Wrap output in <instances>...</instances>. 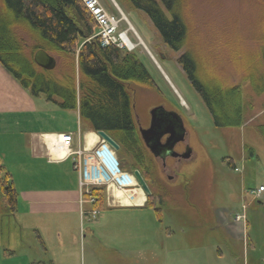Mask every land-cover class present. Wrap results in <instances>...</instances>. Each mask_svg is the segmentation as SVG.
<instances>
[{"label":"rangeland","instance_id":"1","mask_svg":"<svg viewBox=\"0 0 264 264\" xmlns=\"http://www.w3.org/2000/svg\"><path fill=\"white\" fill-rule=\"evenodd\" d=\"M99 2L116 17L125 16L128 22L122 20L121 29L132 27L128 37L137 44L133 52L154 79L163 100L185 118V143L191 150L190 157L180 162L177 176L172 180L173 194L165 197L164 204L155 202V206L161 208V217L149 207L140 209L142 233L149 231L150 219L154 220L157 230L170 229L177 233L184 229L190 233L185 239L189 243L195 242L197 239L192 236L201 231L217 232L221 235L220 249L229 262L212 260L210 264H264L261 260L264 258V190L259 198L251 199L249 194L260 185L264 188V141L256 129V124L264 123V91L256 94L244 79L242 70L264 44V0H185L184 3V15L191 28L189 40L198 48L199 57L207 62L216 78L239 83L248 106L249 119L241 127L222 128L213 125L202 98L177 63L181 51L165 47L147 14L129 0ZM147 91L137 89L136 96ZM39 97L46 100L43 94ZM55 100H46L38 109L48 113L55 111V125L61 130L76 133L78 127L83 129L74 113L59 109ZM137 109L142 111L138 114H142L139 117L144 121L146 107L137 104L135 114ZM104 208V204L97 207L98 215L94 216L98 218L106 211ZM4 210L0 201V264H26L29 256H44L42 244L31 229L20 227V221ZM236 213L244 214L235 229L244 232L245 242L236 240L228 244L225 243L227 238L222 236V223L214 217L232 222ZM70 216L72 218L62 226L68 236L86 231L95 221L91 217L90 222L85 217L80 221L77 215ZM52 218L50 213H45V224ZM9 219L16 227L8 226ZM42 233L43 246L52 247L55 241L50 240V232L45 229ZM247 236L253 241V247L247 243ZM154 243L158 245L157 239ZM89 245L87 237L80 245L71 237L63 248L83 251ZM97 247L103 250L99 244Z\"/></svg>","mask_w":264,"mask_h":264},{"label":"trees","instance_id":"2","mask_svg":"<svg viewBox=\"0 0 264 264\" xmlns=\"http://www.w3.org/2000/svg\"><path fill=\"white\" fill-rule=\"evenodd\" d=\"M143 10L165 47L181 51L177 63L202 98L215 127H241L249 118L242 87L216 78L189 40L191 28L184 15L185 0H129ZM95 21L81 0H0V64L32 94L62 98L60 106H78L89 129L104 130L127 155L131 168L154 176L156 166L138 132L135 121L136 90L159 91L154 79L133 51L114 45L101 46ZM37 49L57 59L55 69H43L33 61ZM244 79L256 93L264 91V44L242 66ZM78 92V99H77ZM264 141V123L256 124ZM249 153L252 150L247 147ZM149 186V185H148ZM4 211H16L17 193L11 175L0 177ZM93 197L94 209L104 204L102 186H91L84 199ZM151 200L149 201V198ZM155 194L148 195V204ZM158 198L161 201L160 195ZM160 216L161 208L152 206ZM160 218V217H159Z\"/></svg>","mask_w":264,"mask_h":264},{"label":"crops","instance_id":"3","mask_svg":"<svg viewBox=\"0 0 264 264\" xmlns=\"http://www.w3.org/2000/svg\"><path fill=\"white\" fill-rule=\"evenodd\" d=\"M45 99L49 101L47 97ZM46 100L23 88L0 64V177L4 172L9 173L16 189V211L10 216L20 221V227L31 229L45 254L35 258L29 256L26 264H210L212 260L220 262L223 259L229 262L220 249L221 235L217 232L201 231L192 236L197 240L189 243L185 239L190 237V233L184 229L177 233L170 229L157 230L154 220L150 219L149 231L142 233L139 211L147 207L153 209L157 200L164 204L165 197L173 194L171 183L176 175L172 168L154 159L156 156L147 149L156 166L154 176L145 175L150 193L155 194L153 202L148 204L150 193H145L136 182L130 158L118 154L116 150L114 154L124 173V182L112 181L109 177L114 172L98 162L94 151L102 140L97 130L89 129L87 123L81 120L78 106L64 109L60 106L62 98L58 95L52 97L59 109L73 112L78 125L83 127L72 133L55 125V111L48 113L38 109L45 105ZM61 133L72 135L71 150H82L79 168L75 165L76 154L67 155L53 146L55 135ZM80 182L84 183L82 187ZM86 185L104 188L106 211L101 212L98 218L95 217L98 212L95 216L91 213L94 210L92 203L81 195ZM0 201L3 204L1 193ZM45 213L54 218L47 225ZM70 215H77L80 221L84 217L95 221L86 231L68 236L62 226L72 218ZM214 219L224 227L222 236L227 238L225 243L245 242L242 238L244 232L240 228L235 229L238 221L233 219L229 222L218 216ZM11 225L9 219L8 226ZM45 229L50 232V240L55 241L49 248L43 246L42 231ZM71 237L79 245L87 237L90 245L83 251L80 248H63ZM155 239L158 245L154 243ZM246 241L253 247V241L248 236ZM98 244L103 250L98 249ZM261 260L264 261V258Z\"/></svg>","mask_w":264,"mask_h":264},{"label":"built area","instance_id":"4","mask_svg":"<svg viewBox=\"0 0 264 264\" xmlns=\"http://www.w3.org/2000/svg\"><path fill=\"white\" fill-rule=\"evenodd\" d=\"M84 6L92 15L97 31L95 33L98 36L99 42L101 46H109L114 45L121 50L132 51L137 46V44L130 41L128 37V30L132 27H126L125 29L120 28V22L124 20L128 22L125 16L116 17L114 14L108 12L101 5L99 0H81ZM137 35V34H136ZM139 38V37H138ZM140 39V38H139ZM143 45V42H140ZM73 138L70 133H61L55 135L54 140L52 141L53 146L57 147V149H63L67 155L76 154L78 156L76 160V166H80L79 156L82 154V150H71V142ZM96 155L100 160H104L106 166L114 172L113 178L114 181L120 184L124 182V173L118 170L117 164L114 159L110 156L111 151L108 148V145L102 140L101 144L94 150ZM83 182H80V186L83 185ZM124 185V184H123ZM264 190L263 186H258L255 190H250L249 194L253 199L259 198L261 192ZM83 193L89 194V188L85 187L83 189ZM94 198L89 197V201L93 202ZM92 215L96 213L95 210H92ZM244 218V214H236L234 216L235 221H240Z\"/></svg>","mask_w":264,"mask_h":264},{"label":"flooded vegetation","instance_id":"5","mask_svg":"<svg viewBox=\"0 0 264 264\" xmlns=\"http://www.w3.org/2000/svg\"><path fill=\"white\" fill-rule=\"evenodd\" d=\"M135 101L136 102L132 105L135 106V108H137V104H143L146 107V110L143 111L146 114L144 121L139 117L142 114H138V112H142L141 110L137 109L135 114L138 132L140 128L149 127L152 117V109H154V118H159V123H157V132L161 133L159 140L156 142L154 140L155 137H153L150 142L146 144L143 142V144L149 152V145H154V152H157L159 155H157L154 159L161 160L164 165H169L172 168L174 175L177 176L176 171L180 168V162L183 159L188 158L191 153L190 148L185 143L187 135L186 125L184 122L185 118L172 109L173 107L163 100L160 91L151 92L148 90L146 93L142 92L139 97H135ZM182 143H184L183 147L181 149H177V147ZM151 154L155 156L154 153ZM167 160L169 162H167Z\"/></svg>","mask_w":264,"mask_h":264},{"label":"water","instance_id":"6","mask_svg":"<svg viewBox=\"0 0 264 264\" xmlns=\"http://www.w3.org/2000/svg\"><path fill=\"white\" fill-rule=\"evenodd\" d=\"M161 55H163V54L161 53ZM33 61L35 62V64L37 66H39L43 69H47V70L53 69L56 65V58L52 54L46 52L43 49H37L34 52ZM153 111H154V109L151 110V116L152 117H151V122H150L149 127L145 128V129H142V128L139 129L140 136H141V138L145 144L150 142V140H152L153 137H155L154 140L157 142L159 140V137L161 134L160 132H157V127H158L157 123H159V118H154ZM96 133L98 134V136L100 138H102L105 142H107L112 148H114L115 150H118L119 145L104 130H97ZM149 147H150V152L154 153L155 156H157L158 155L157 152H154L155 146L154 145L151 146V144H150ZM132 174H133L136 182L138 183V185L141 187V189L145 193L149 194L150 189L148 187L147 182L145 181L142 174L140 173V171L138 169H134Z\"/></svg>","mask_w":264,"mask_h":264},{"label":"bare ground","instance_id":"7","mask_svg":"<svg viewBox=\"0 0 264 264\" xmlns=\"http://www.w3.org/2000/svg\"><path fill=\"white\" fill-rule=\"evenodd\" d=\"M58 150H62V151H64L63 149H58ZM129 202V201H128Z\"/></svg>","mask_w":264,"mask_h":264}]
</instances>
